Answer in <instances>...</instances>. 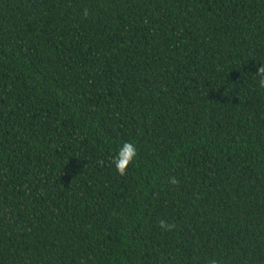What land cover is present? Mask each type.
Masks as SVG:
<instances>
[{
	"label": "trees",
	"instance_id": "16d2710c",
	"mask_svg": "<svg viewBox=\"0 0 264 264\" xmlns=\"http://www.w3.org/2000/svg\"><path fill=\"white\" fill-rule=\"evenodd\" d=\"M260 64L264 0H0V264H264Z\"/></svg>",
	"mask_w": 264,
	"mask_h": 264
},
{
	"label": "clouds",
	"instance_id": "9594fccd",
	"mask_svg": "<svg viewBox=\"0 0 264 264\" xmlns=\"http://www.w3.org/2000/svg\"><path fill=\"white\" fill-rule=\"evenodd\" d=\"M87 10H85V15H87ZM256 75L260 77L259 86L264 88V64L256 70ZM138 156V152L134 143L126 141L118 149L116 155L114 156L112 163L116 169V172L120 176L127 175L129 165H132ZM169 182L172 184H177L178 181L171 177ZM159 227L164 231H171L175 226L172 223H166L164 220L159 221ZM209 264H218V261L213 259Z\"/></svg>",
	"mask_w": 264,
	"mask_h": 264
}]
</instances>
